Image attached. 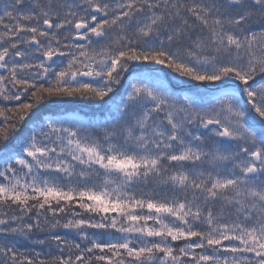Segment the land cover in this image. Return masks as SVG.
<instances>
[{
	"label": "snow or ice",
	"instance_id": "snow-or-ice-1",
	"mask_svg": "<svg viewBox=\"0 0 264 264\" xmlns=\"http://www.w3.org/2000/svg\"><path fill=\"white\" fill-rule=\"evenodd\" d=\"M0 264H264V0H0Z\"/></svg>",
	"mask_w": 264,
	"mask_h": 264
},
{
	"label": "trees",
	"instance_id": "trees-1",
	"mask_svg": "<svg viewBox=\"0 0 264 264\" xmlns=\"http://www.w3.org/2000/svg\"><path fill=\"white\" fill-rule=\"evenodd\" d=\"M83 105V104H82ZM84 106V108H79V109H81L82 110V113L81 114H83V113H86V112H89L90 110L88 109V107H86L85 105H83Z\"/></svg>",
	"mask_w": 264,
	"mask_h": 264
}]
</instances>
